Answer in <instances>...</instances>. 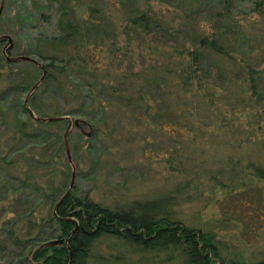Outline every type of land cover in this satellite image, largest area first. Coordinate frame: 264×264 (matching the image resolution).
Wrapping results in <instances>:
<instances>
[{
	"label": "rangeland",
	"instance_id": "374dc122",
	"mask_svg": "<svg viewBox=\"0 0 264 264\" xmlns=\"http://www.w3.org/2000/svg\"><path fill=\"white\" fill-rule=\"evenodd\" d=\"M31 1L6 0L0 15V35L12 39L13 58L20 57L33 44L38 32L48 36L58 33V5ZM72 2L78 5L79 14L90 5L104 4V0ZM165 2L154 3V7L158 16L171 13L164 24L174 30L163 28L156 38H147L140 47L132 40L127 49L121 36L120 47L126 49V57H120L118 62L120 67H132L134 75L115 84L123 92L139 90L146 94L154 108L152 116L148 118L139 109L115 105L108 118L115 124L114 133L106 141L107 152L96 180L83 175L79 182L84 191L91 190L94 202L115 210L135 208L167 196L177 216L189 226L207 228L208 222H214L210 228L228 256L257 261L264 256L261 253L264 252V183L252 180L246 166L250 163L264 166V114L253 102L249 88L252 71L257 89L264 93V6L255 10L248 0H232L229 4L222 0ZM134 7L135 3L132 10ZM24 9L34 15L47 13L49 22H40L36 30L23 29L20 37L10 36L7 33L13 29V15ZM129 13L128 7L123 9V14L116 11L112 13L113 21H120ZM201 36L216 37L227 54L220 58L205 50L199 64L201 81H209L216 87L217 94L211 99L203 98L198 90L182 96L174 80L175 66L187 57V51L195 45L193 40L197 39L198 44ZM5 44L0 42L1 50ZM31 59L42 66L36 57ZM14 63L10 67L11 83L26 79L32 85L39 80L38 65L27 61ZM58 94L57 103L75 106L72 100H65L67 95ZM26 96L9 95L5 100L10 110L7 108L6 122L0 120V156L12 145L8 141L11 137L8 129L11 130L16 114L11 109L15 97L23 102ZM184 111L194 119L187 137L186 131L172 130V122ZM71 132L78 133L74 128ZM80 168H86L83 161ZM22 182L19 169H4L1 163L0 264L10 263V246L1 224L26 209L20 196ZM5 191L7 196H3ZM28 234L26 228L23 235ZM110 255L111 260H117L111 264H167L134 254Z\"/></svg>",
	"mask_w": 264,
	"mask_h": 264
},
{
	"label": "trees",
	"instance_id": "16d2710c",
	"mask_svg": "<svg viewBox=\"0 0 264 264\" xmlns=\"http://www.w3.org/2000/svg\"><path fill=\"white\" fill-rule=\"evenodd\" d=\"M42 1L58 5V33L48 36L38 32L33 44L20 54L39 59L42 62L40 77L42 71L45 72L43 82L30 95L27 106L37 118L70 117L72 121H80L79 128L73 127L78 133L75 135L70 131L67 136L78 182L76 179L70 193L63 197L72 178L63 143L68 121L38 122L25 109L24 101L20 98L16 101L15 97L11 109L16 114L11 121V130L8 129L11 131L8 141H12V145L0 156V166L2 163L4 169H19L21 172L23 191L20 196L26 209L14 213L1 224L5 241L11 249L8 264H111L117 260H111L110 254H134L160 259L167 264H264V256L254 262L228 256L210 228L214 222H208L207 228L189 226L177 216L167 196L135 208L115 210L94 202L90 197L91 190L84 191L79 182L83 175L96 180L107 152L106 141L114 133L115 124L108 118L115 105L139 109L148 118L152 116L154 108L146 94L139 90L123 92L115 87L118 80L134 75L132 67H120L118 60L126 57V49L132 40L140 47L147 38H156L163 28L174 30L164 24L171 13L167 10L169 13L158 16V9L154 7V3L162 5L167 0H104L102 7L93 4L81 14L72 0ZM222 1L229 4L232 0ZM248 1L255 10L263 9L264 0ZM127 7L130 13L114 22L112 13L123 14ZM49 19L43 11L34 15L24 9L13 15V29L7 34L20 37L23 29L36 30L40 22H49ZM132 35L137 38L132 39ZM121 36L127 43L126 49L120 47ZM193 41L195 45L187 51V57L175 66L174 80L182 96L198 90L203 98L211 99L217 94L216 87L209 81H201L199 64L204 59L205 50L220 58L227 54L214 36H201L198 44L197 39ZM12 47L6 52L9 58H13ZM14 64L3 57L0 47L2 123L9 107L5 101L7 97L27 95L34 85L26 79L10 82V67ZM250 74L251 97L264 114V93L257 89L252 71ZM58 92L67 95L65 100H72L71 104L75 106L57 103ZM193 124L192 116L184 111L172 122V130L186 131L187 137ZM81 161L86 165L85 170L79 169ZM246 172L252 180L264 183L263 165L247 164ZM7 193L3 192V196ZM25 227L28 236L23 235ZM67 238V243L62 245L42 247L46 242Z\"/></svg>",
	"mask_w": 264,
	"mask_h": 264
},
{
	"label": "water",
	"instance_id": "95a60500",
	"mask_svg": "<svg viewBox=\"0 0 264 264\" xmlns=\"http://www.w3.org/2000/svg\"><path fill=\"white\" fill-rule=\"evenodd\" d=\"M4 2L5 0H0V15L2 14V11H3V8H4ZM0 42H6L5 46L3 47V50H2V53L3 55L7 58L8 61H27V62H31V63H34L36 65H38L34 60H32L31 58H28V57H14V58H9L6 56V52L7 50L11 47L12 45V39L9 37V36H0ZM39 66V65H38ZM39 68L42 70L41 66H39ZM44 76H45V72L42 71V76L40 77V79L32 86L30 92L27 94L25 100H24V106H25V109L29 112V114L32 116L33 119H35L36 121L38 122H53V121H59V120H63V119H66L68 121V127L66 129V132L64 134V137H63V143H64V146H65V151H66V156H67V160L68 162L70 163L71 165V168H72V178H71V183H70V186H69V189L66 191V193L64 194L63 197L67 196L73 185H74V182H75V167L72 163V159H71V154H70V150H69V147H68V142H67V136L69 134V132L71 131V129L73 127L75 128H79V120H74L72 121L69 117H64V118H37L34 116V114L32 113V111L28 108L27 106V101H28V98L30 97V95L40 86V84L43 82L44 80ZM63 199V198H62ZM57 207V206H56ZM69 238V237H68ZM52 240V241H49V242H46L42 245V247H52V246H56V245H62L64 243H67V240ZM70 257H71V254H70Z\"/></svg>",
	"mask_w": 264,
	"mask_h": 264
}]
</instances>
